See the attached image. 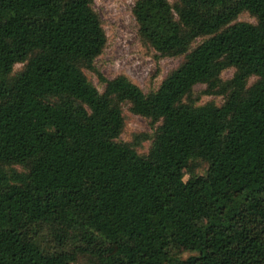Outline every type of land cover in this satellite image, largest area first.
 I'll use <instances>...</instances> for the list:
<instances>
[{"label": "trees", "instance_id": "1", "mask_svg": "<svg viewBox=\"0 0 264 264\" xmlns=\"http://www.w3.org/2000/svg\"><path fill=\"white\" fill-rule=\"evenodd\" d=\"M131 12L142 45L183 57L147 93L96 67L93 0H0V264H264V0ZM124 105L152 136L117 141Z\"/></svg>", "mask_w": 264, "mask_h": 264}, {"label": "rangeland", "instance_id": "2", "mask_svg": "<svg viewBox=\"0 0 264 264\" xmlns=\"http://www.w3.org/2000/svg\"><path fill=\"white\" fill-rule=\"evenodd\" d=\"M135 0H93V7L98 12L103 28L107 36V44L102 54L95 60L96 67L107 78H113L119 74L126 75L132 82L138 85L143 92L156 90L163 78L175 68L182 60L179 57H156V52L142 45L136 35L135 21L131 12ZM172 2L173 0H168ZM238 21L255 23V19L248 13H242ZM203 38L197 39L200 43ZM23 64H16L14 70L18 71ZM233 68L226 69L222 73L224 79L232 76ZM87 78L99 91L102 85L98 82L94 73L85 71ZM255 78H250L251 83ZM205 85L198 84L193 88V94L199 95V104L214 102L220 105L223 102L222 96L205 95L201 92ZM124 128L117 141L131 143L135 134L147 133L152 136L155 128L150 125L148 119L133 114L127 105L123 106ZM152 138L144 140L135 149L138 154L148 153ZM207 169L206 163H199L195 174H204ZM183 180L189 185L191 177L182 171ZM113 250V248H112ZM111 250V251H112ZM181 257L186 258L194 252L182 250ZM79 264V263H77Z\"/></svg>", "mask_w": 264, "mask_h": 264}]
</instances>
